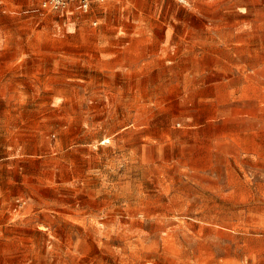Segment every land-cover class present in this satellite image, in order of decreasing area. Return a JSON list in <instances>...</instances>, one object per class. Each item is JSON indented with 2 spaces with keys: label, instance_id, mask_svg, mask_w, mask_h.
<instances>
[{
  "label": "rangeland",
  "instance_id": "374dc122",
  "mask_svg": "<svg viewBox=\"0 0 264 264\" xmlns=\"http://www.w3.org/2000/svg\"><path fill=\"white\" fill-rule=\"evenodd\" d=\"M0 0V264H264V0Z\"/></svg>",
  "mask_w": 264,
  "mask_h": 264
},
{
  "label": "built area",
  "instance_id": "2783aa9c",
  "mask_svg": "<svg viewBox=\"0 0 264 264\" xmlns=\"http://www.w3.org/2000/svg\"><path fill=\"white\" fill-rule=\"evenodd\" d=\"M106 0H43L41 5L46 10L56 11L63 15L70 12L71 5L78 4L80 10L87 12L93 3L102 4ZM185 2L186 0H179Z\"/></svg>",
  "mask_w": 264,
  "mask_h": 264
}]
</instances>
